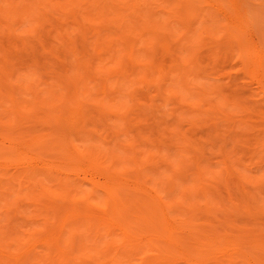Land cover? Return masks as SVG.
Listing matches in <instances>:
<instances>
[{"label":"rangeland","instance_id":"obj_1","mask_svg":"<svg viewBox=\"0 0 264 264\" xmlns=\"http://www.w3.org/2000/svg\"><path fill=\"white\" fill-rule=\"evenodd\" d=\"M27 1H0V153L70 187L0 156V264L151 256L118 251L91 183L146 190L180 233L264 239V0Z\"/></svg>","mask_w":264,"mask_h":264},{"label":"bare ground","instance_id":"obj_2","mask_svg":"<svg viewBox=\"0 0 264 264\" xmlns=\"http://www.w3.org/2000/svg\"><path fill=\"white\" fill-rule=\"evenodd\" d=\"M11 1L13 2L10 4L13 3L19 11L21 9L19 6L22 4L20 2H15V0ZM31 1L34 2L36 0ZM27 2L26 0V5ZM37 3L38 2H35V5ZM25 4L22 6L25 8L28 7ZM1 5L0 7L2 8ZM25 8L22 9V11L25 10ZM28 11L30 10H27V12ZM3 14L4 12L2 15ZM9 14L12 15V13ZM33 14L34 13L31 15ZM20 16L21 15L18 17ZM1 17L4 18V20L7 19L6 16ZM11 17L8 21L12 19ZM22 19L23 18H21V20ZM228 26L229 33L233 32L229 29L232 26ZM136 30L139 31L138 28H136L131 30V33L138 38L141 35H137ZM14 154L17 155L14 156ZM39 155L40 156H32L25 159L24 156L22 157L21 153L14 152L11 147L2 150L0 153V156L4 160V164L9 161L12 162L14 161V157L15 159L18 157L15 160V164L18 166V169H22V172H20L26 177H32L38 172L55 174L58 183L61 185L63 184L65 190L68 191L70 185L67 187L69 175H67L66 166L63 165L59 168L52 167L44 162L41 153H39ZM69 156L72 157V160H77L74 153ZM27 162H30V167H25L24 164ZM1 168L6 169L5 166ZM201 178L202 174H198V181L200 184ZM90 186L93 192L103 193L106 198L104 203L110 204L111 206L110 211L108 210L109 212L107 211L108 213H105L106 221L104 220V223L101 221L104 217L97 218L96 220L100 221L102 224L107 222L109 226H111L110 233L112 231L118 233V251L122 254L135 257L141 252L142 254L145 252L151 253L149 257H137L136 259L139 261L138 264H264V239L262 238H257L252 242H248L244 240L243 237L239 236L233 237L230 235L220 236L217 234H210L199 230L197 225L190 224L188 221L182 224L186 233H180L172 227L170 221L165 217L167 209L164 205L146 190L140 187L122 186L120 184L99 185L91 183ZM202 189L204 190V188ZM131 221L134 223L131 224ZM135 227H138L139 231L147 227L153 228L154 233L145 236L143 231H136ZM175 230L176 232L174 233Z\"/></svg>","mask_w":264,"mask_h":264}]
</instances>
